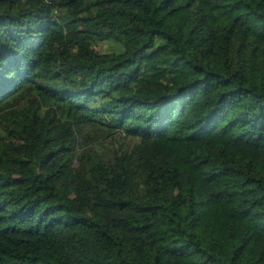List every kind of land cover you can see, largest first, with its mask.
<instances>
[{"label": "trees", "instance_id": "obj_1", "mask_svg": "<svg viewBox=\"0 0 264 264\" xmlns=\"http://www.w3.org/2000/svg\"><path fill=\"white\" fill-rule=\"evenodd\" d=\"M0 264H264V0H0Z\"/></svg>", "mask_w": 264, "mask_h": 264}, {"label": "rangeland", "instance_id": "obj_2", "mask_svg": "<svg viewBox=\"0 0 264 264\" xmlns=\"http://www.w3.org/2000/svg\"><path fill=\"white\" fill-rule=\"evenodd\" d=\"M96 52L100 55L103 54H108V53H112V52H118L120 47L117 44L114 43H108V42H99L96 46H95ZM7 137H3V141L6 140ZM127 142V143H126ZM117 143H121V142H117ZM117 143L115 145H117ZM122 144L124 145V148H127L128 146L133 145V143L129 142V141H122ZM113 144L110 143H103L101 144V146H106L107 148L109 147H113L115 146ZM100 146V147H101Z\"/></svg>", "mask_w": 264, "mask_h": 264}]
</instances>
